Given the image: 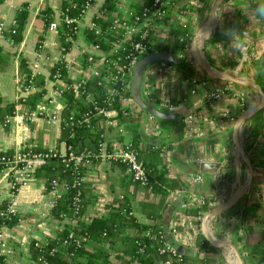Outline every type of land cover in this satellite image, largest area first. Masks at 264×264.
Returning a JSON list of instances; mask_svg holds the SVG:
<instances>
[{
	"label": "crops",
	"instance_id": "crops-1",
	"mask_svg": "<svg viewBox=\"0 0 264 264\" xmlns=\"http://www.w3.org/2000/svg\"><path fill=\"white\" fill-rule=\"evenodd\" d=\"M142 2L143 0H116L111 12L121 14L132 6L139 7ZM209 2L210 0H173V5L168 7L162 29L158 34H152L154 38L151 41L170 46L173 32L180 28L185 31L184 39L189 44L193 34L202 27ZM60 3L61 0H0V105L15 103L14 114L5 123L0 121V152L14 151L23 145L38 151L55 150L58 153H63L66 149V143L59 138L60 121H50L47 116L37 113L27 118L29 110L17 102L20 79L23 78L21 59L29 73L43 78V88H38L43 89L41 101L53 96L55 84L48 75L50 68L59 60L69 62L66 78H77L76 67L81 65V50L88 45L84 31L88 29L87 24L102 11L104 0H95L85 11L79 30L63 56L56 31L44 30L41 34V50L37 47L38 35L43 26L39 12L48 8L54 17ZM21 5L26 8L25 22L21 40L13 43L5 37L8 35L6 30L11 26L14 14ZM262 5L264 1L260 0L224 1L215 32L202 42L203 54L209 63L228 71L242 68L244 74L254 77L264 53V16L257 11ZM182 6L184 9H181ZM179 60H183L190 69L182 72L173 66L153 90L152 104L157 105L161 99H165L175 106L173 113L183 116L165 125L169 134H164L166 131L160 132L156 122L158 132L150 133L151 123L146 114L141 113L137 117L143 140L140 145L143 147L144 141L148 140L160 146L167 177L177 183L176 187L168 190L164 198L166 206L161 208L158 196L147 194L143 187L135 184L119 163L96 159L84 170V181L97 197L87 205L84 214L86 217L102 215L109 201L124 196L130 202L135 220L144 224L158 221L162 225L164 236L165 233L168 234L181 252L194 260L189 264H199L195 262L198 258H203L207 264H229L225 250L218 252L195 243V233L187 230V223L195 225V217L184 214V209L195 205L194 202L200 196L205 197L212 206L223 199L234 180L228 153L232 123L225 121L222 109L229 106L234 110L235 104L232 99L226 98L215 103L207 101L206 93L222 82L205 75L194 62L190 63L183 58ZM187 77L191 81H197L192 88L186 84ZM228 89L230 93H244L247 102L253 98V92L247 88L228 84ZM60 105L61 100L55 98L48 110ZM137 112L130 116L136 118ZM191 112L195 113L194 122H186L185 117ZM116 114V110L111 113L113 125H106L100 120L108 149L114 145H122L128 139L125 124L116 121ZM116 126L122 127L123 132L117 133ZM239 139L253 167L248 194L230 210L211 219L208 228L215 235L229 239L243 256V261L264 264V108L242 124ZM200 163L211 166L200 171ZM38 166L33 179L28 185L19 188L12 198V205L21 217L20 221L2 229L5 245L10 249L7 264H39L31 258L30 243L54 236L64 225V221L50 215L52 197L44 190V179L37 170ZM194 172L202 175L203 182L199 186L192 185L188 177L189 173ZM192 186L196 190L190 194ZM7 193L8 177L0 171V203L7 198ZM149 210L156 211L157 215L150 218L147 213ZM179 213L186 215L183 225ZM171 227H177L174 236L170 233ZM120 248L118 241L113 242L108 264L117 263V257L113 255ZM123 255L125 254L121 256Z\"/></svg>",
	"mask_w": 264,
	"mask_h": 264
},
{
	"label": "trees",
	"instance_id": "trees-1",
	"mask_svg": "<svg viewBox=\"0 0 264 264\" xmlns=\"http://www.w3.org/2000/svg\"><path fill=\"white\" fill-rule=\"evenodd\" d=\"M90 0H61L59 10L63 11L65 15H76ZM116 0H104L105 9L100 15L93 18L94 24L99 29V33H94L92 29H86L84 31V37L86 40L93 44H97L98 47L107 52L109 46L114 42L119 35L115 32L108 30V23L110 21V12L113 11ZM151 3V0H144L143 5L147 6ZM136 12L140 11V6H132ZM184 9V6L181 7ZM26 8L21 5L14 14V25L12 26L13 33L9 34V37L13 43H18L21 40V30L25 22ZM40 20L42 21V31L38 35L39 42H41V34L44 31L45 26L53 19L51 12L48 8H44L39 12ZM166 19V16L163 19ZM185 31L177 28V32H173L172 43L168 45H159L153 43L151 40L154 38L151 33L147 35L146 52L151 53L154 51H168L174 53L180 51L185 44ZM58 45L63 50H67L70 45V40L74 38L70 25L59 22L57 27ZM123 50L119 51V63H123V56L128 53L129 47L123 46ZM114 56L107 55L106 58H112ZM180 61V60H179ZM84 65V59L81 60ZM175 67L178 70L187 71L189 66L181 60ZM65 64L58 62L53 65L49 72L59 73L65 84H69L70 81L65 76ZM20 69L22 70L23 78L20 79V89L26 82V78L29 74L26 69L25 62L20 60ZM103 70L100 69L98 75L88 77L82 88V94L78 97H73L69 88L62 91L60 100L62 103L61 117L66 118L71 115L73 121L71 124H65L62 122L60 131V140L64 141L69 147V150L75 154H96L98 149V143L100 134L102 133L103 126H101L98 117H91L88 123H76L79 115L83 112L90 110L91 101H85V95H88L90 99L99 105L104 104L103 101L107 97L106 90L113 85L101 77ZM187 76V75H186ZM185 76V77H186ZM184 77V78H185ZM183 78V79H184ZM255 82L260 86L264 92V53L260 59L259 66L257 67V74L255 75ZM186 84L189 87H193L197 81L187 80ZM199 82V81H198ZM33 84L36 86L43 85V78L40 76H34ZM43 89L38 91H32L28 93L23 99L18 98L17 102L22 103L30 111L41 100ZM123 95H129V91L126 90ZM173 102V101H172ZM15 103H7L0 105V121L5 123L6 118L14 114ZM109 109L116 110L115 115L117 122H123L125 124V132L128 135V139L125 141L131 144L134 150L135 157L144 166V172L146 175V181L144 183V190L147 194L157 195L159 198V206L165 207L164 198L167 195L168 190H172L177 186L174 179L167 177L166 163L163 160V153L160 151V146H156L150 141H144V146L140 144L143 142L140 133V122L137 117L141 113H145L139 109L136 114V118L132 116L122 117L121 103L119 99L113 97L110 101ZM146 114V113H145ZM183 116V115H182ZM175 120V119H174ZM173 120H155L160 128V132L169 134L170 131L165 129V125ZM176 121V120H175ZM38 151V149H33ZM5 155H11L12 151H1ZM97 158L92 157V161ZM117 163V162H116ZM120 164V163H119ZM123 169L124 166L120 164ZM87 169L81 167H74L68 165L65 167L60 159L56 156L49 157L42 162L37 170L40 171L44 179V190L49 189V182L55 180L62 182L66 185V189L55 200L50 209L51 217L60 220L61 216H64L63 227L58 230L54 236L47 237L44 242H41L39 247L33 245V241L30 243L29 250L32 259L41 257L45 264H108L112 253L110 248L113 242L118 241L121 248L114 252V257H117L119 262L124 261L122 254L130 256V259L134 264H159L164 260H169V264H189L192 259H189L184 253L178 252L180 259H176L175 256L167 252H159L161 242H167L162 232V225L156 221L154 224H144L137 222L135 218L128 214L131 210L129 200L124 196L117 197L109 201L106 205L105 212L102 215H95L86 217L84 212L87 205L96 200V195L88 187L85 181H81L75 184L77 178ZM139 185L137 182L133 181ZM77 200H74V198ZM8 201L5 199L0 203V227H10L20 221L19 214L7 212ZM207 206L198 208L196 206H188L184 209V214L191 217L198 215L200 211H203ZM150 218L156 216V211L147 212ZM148 231L149 235H145ZM80 237H84L83 241H78ZM193 239L196 244L205 246L208 249L212 247L204 240V238L196 230ZM53 249V251H51ZM195 262L199 264H207L203 258H198ZM0 264H5L0 256Z\"/></svg>",
	"mask_w": 264,
	"mask_h": 264
},
{
	"label": "built area",
	"instance_id": "built-area-1",
	"mask_svg": "<svg viewBox=\"0 0 264 264\" xmlns=\"http://www.w3.org/2000/svg\"><path fill=\"white\" fill-rule=\"evenodd\" d=\"M95 0H90L85 3L83 8L74 16H68L63 13V11L58 10L56 16L45 26V31H56L58 23H65L67 26L70 25L71 31L75 37V34L78 32L80 27V21L85 13V11L90 7ZM144 2V0H143ZM143 2L140 5V11L136 12L133 8H128L121 14L110 13V21L108 23V30L111 32H115L119 35V37L110 44L107 52L102 51L97 44H93L88 41V45L81 50V60L84 59L85 64L77 66V78L70 81L69 84H65L63 79L60 77L59 73H50L49 79L52 83L55 84L53 96H50L48 99L44 101H39L36 106L32 109L33 111H29L26 117L31 118V115L41 114L43 116H47L50 121H60V124L64 122L65 124H71L73 121V117L71 115L66 118L61 117L62 111V103L59 107H52V110H48L52 104H54L55 98L60 100L62 91L66 88H69L72 92L73 97H78L82 94V88L85 80L88 77H92L98 75L99 70H103V74L101 77L106 81L110 82L113 86L109 87L106 90L107 97L103 101L104 104L99 105L98 103L92 101L88 95H85V101H91L90 110L83 112L79 115L78 119H76V123H88L91 117H98L99 120L104 121L106 125H113V121L111 119V113L114 109H109L110 101L113 97L119 99L121 103V114L123 116L134 115L133 113L139 111V107L133 102L130 95H123V93L128 90L130 78H131V68L134 63L140 59L141 57L147 55L145 42L147 41L148 33L158 34L162 29L163 19L167 14L168 7L173 5V0H151V3L147 6L143 5ZM105 9L103 8L98 15H100ZM97 16V15H96ZM95 16V17H96ZM94 17V18H95ZM14 25V21H12L11 26L6 30L7 34L5 37L7 39L9 34L13 33L12 26ZM184 26V25H183ZM88 29H92L94 33H99V29L96 24H94L93 20L87 24ZM2 29V25H0V30ZM3 31V30H2ZM12 41V40H11ZM73 40H70V45ZM41 43L38 42L37 47L41 50ZM127 45L129 47L128 53L123 56V63H119V51H122L123 46ZM188 42H185L183 48L179 52L172 53L178 58H183L192 63V59L189 56L188 50ZM62 53V56L66 54L69 50H63L62 47H59ZM107 55H112V58H106ZM59 62H63L65 64V76L67 77V68L68 63L65 59L59 60ZM173 65L165 63V62H154L149 64L142 73L141 81H140V89L141 95L143 99L154 106L156 109L165 111V112H174L175 106L169 103L165 99H161L157 105H153V90L157 88V83L161 82L162 77L166 76V73L171 71ZM34 75L29 73L25 84L18 90V98L23 99L28 93L32 91H38V88H43L42 86H36L33 84ZM44 84V82H43ZM228 84L226 82H222L221 85L211 89L205 95L206 100L215 103L219 100L226 98L232 99L235 104V109L232 110L231 107L225 106L222 109V116L225 118V121L228 124H231L234 120L236 113L247 103V99L242 92H231L228 89ZM42 99V98H41ZM31 113V114H30ZM194 112L188 113L185 117L186 122H192L194 120ZM10 117V116H9ZM147 120L150 124V133H157L155 119L146 114ZM7 120V118H6ZM5 120V121H6ZM194 122V121H193ZM117 133H122L123 129L120 126H116ZM56 156L60 159L65 167L68 165L74 167H88L91 163V158L95 157L97 159L106 160L109 162H117L124 166V171L130 177L132 181H135L139 184V186L143 187L146 181V175L144 172V166L140 161H138L135 157V153L130 143L124 142L119 146H112L111 148H106L104 133L100 134V139L98 143V149L96 154H75L69 150V147L66 145V149L63 153H58L55 150H44V151H33L30 146L23 145L18 149L12 151L11 155H5L0 153V171L4 172L8 177V193L6 200L7 204V212L14 214L16 213L15 208L12 205V198L15 192L23 187L28 185V183L33 179V175L35 172V168L40 165L42 162L47 160L49 157ZM81 172L79 177L77 178L75 184H78L81 181H84V174ZM188 177L190 182L194 186H199L203 182L202 175L200 173L194 172L189 173ZM66 189V185L62 182H58L55 180H51L49 182V189L47 190L48 194L52 197V204L55 200L63 193ZM196 190L193 186L190 191V194ZM121 197V196H120ZM119 197V198H120ZM74 200H77L75 197ZM198 208L203 206H207L206 209L211 207V203H209L205 197L200 196L194 202ZM205 209V210H206ZM204 211V210H203ZM203 211H200L202 213ZM1 214V212H0ZM128 214L133 216V210L128 211ZM197 215V216H198ZM179 218L182 219V225L186 222V215L183 213L178 214ZM195 216V218L197 217ZM134 217V216H133ZM61 221H66L64 216H61ZM187 230L195 233L197 228L194 223H187ZM3 227H0V256L2 257L5 264H7V257L10 254V249L5 245L4 236L2 232ZM198 231V230H197ZM177 232V227H171L170 233L174 236ZM145 235H149V232L146 231ZM84 237H80L79 240L83 241ZM43 241H33V245L39 247L40 243ZM53 251V249H51ZM159 252H167L176 259H180V255L177 253V250L171 246L168 241L161 242L159 247ZM123 260H117L116 264H134L131 261L130 256L123 255ZM35 262L39 264H45L44 260L41 257H37ZM159 264H169V260H164Z\"/></svg>",
	"mask_w": 264,
	"mask_h": 264
},
{
	"label": "water",
	"instance_id": "water-1",
	"mask_svg": "<svg viewBox=\"0 0 264 264\" xmlns=\"http://www.w3.org/2000/svg\"><path fill=\"white\" fill-rule=\"evenodd\" d=\"M224 1L225 0H210L205 19L202 22V27L193 34L189 41V56L199 70L205 75L221 82L247 88L253 92V98L237 112L231 125L228 153L231 166L234 170V180L230 184L228 192L223 196V199L217 201L195 218V225L199 234L213 249L218 252L221 250L226 251L229 264H249L247 261L242 260L243 256L238 253L236 247L229 239L225 236L215 235V233L208 228V222L211 219H215L222 213L230 210L242 197L248 194L249 186L253 177V167L250 159L240 145V129L246 120L264 108V92L254 79L257 70L254 73V77L252 75L247 76L243 73L242 68L233 71L223 70L213 66L204 57L202 42L209 35L208 30H210V34L215 32ZM194 49L199 50V56L193 54ZM178 60L179 58L177 56L168 51H154L138 59L131 68V78L128 88L129 95L141 110L155 120L170 121L179 119L182 115L158 110L143 99L140 89L142 73L151 63L165 62L175 66L178 63ZM210 166L211 165L207 163H200L199 169L200 171H205ZM164 237L171 246H173L178 252H181L178 245L168 234L165 233Z\"/></svg>",
	"mask_w": 264,
	"mask_h": 264
},
{
	"label": "clouds",
	"instance_id": "clouds-1",
	"mask_svg": "<svg viewBox=\"0 0 264 264\" xmlns=\"http://www.w3.org/2000/svg\"><path fill=\"white\" fill-rule=\"evenodd\" d=\"M257 11H258L259 15L264 16V5H262L260 8H258ZM208 31H209V37H210V30H208ZM193 54L196 56H199L200 52H199V50L194 49Z\"/></svg>",
	"mask_w": 264,
	"mask_h": 264
}]
</instances>
